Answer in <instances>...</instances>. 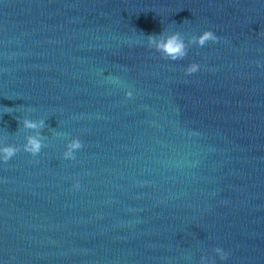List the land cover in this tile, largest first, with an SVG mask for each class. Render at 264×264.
<instances>
[{
    "label": "water",
    "instance_id": "1",
    "mask_svg": "<svg viewBox=\"0 0 264 264\" xmlns=\"http://www.w3.org/2000/svg\"><path fill=\"white\" fill-rule=\"evenodd\" d=\"M2 144L0 264H264V0H0Z\"/></svg>",
    "mask_w": 264,
    "mask_h": 264
},
{
    "label": "clouds",
    "instance_id": "2",
    "mask_svg": "<svg viewBox=\"0 0 264 264\" xmlns=\"http://www.w3.org/2000/svg\"><path fill=\"white\" fill-rule=\"evenodd\" d=\"M147 44L149 47L154 48L157 52L160 53L161 57L176 61L181 60L187 55L188 47L191 44H196L200 47H203L209 41L216 42L218 37L211 30H203L199 35L190 36L185 42V38L181 33L177 31L170 32H160L159 34H148L146 35ZM199 65L195 62L190 63L186 68V73H194L198 70ZM126 96H131L130 91L125 92ZM45 122L43 119H29L24 118L22 120V125L25 129L34 130L32 134L25 136V142L22 145V148L25 152L35 156L41 151V148L44 146V137L41 135L39 129L44 126ZM82 147V143L79 138L73 137L66 143V148L63 152L65 158H74L75 150H78ZM17 151H19L18 146L13 144H2L0 145V160L8 161L12 158ZM74 187H79L78 182L74 184ZM215 253L219 255L221 259L226 258L227 253L223 251L220 247L214 249ZM203 264H212V261L204 260V257H201Z\"/></svg>",
    "mask_w": 264,
    "mask_h": 264
}]
</instances>
